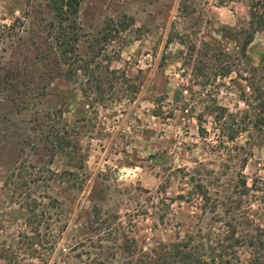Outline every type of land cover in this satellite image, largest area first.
<instances>
[{
    "label": "rangeland",
    "instance_id": "obj_1",
    "mask_svg": "<svg viewBox=\"0 0 264 264\" xmlns=\"http://www.w3.org/2000/svg\"><path fill=\"white\" fill-rule=\"evenodd\" d=\"M78 2L75 53L87 71L68 76L44 42L54 20L45 0H0V264H128V239L139 258L207 227L194 184L219 212L241 179L264 180L263 133L247 127L230 142L220 132L248 123L250 81L264 89V32L244 62L238 0ZM23 85L20 110L13 91ZM218 108L216 125L208 112ZM54 110L78 133L80 190L39 174L79 165L36 128ZM236 256L246 264L249 250Z\"/></svg>",
    "mask_w": 264,
    "mask_h": 264
},
{
    "label": "trees",
    "instance_id": "obj_2",
    "mask_svg": "<svg viewBox=\"0 0 264 264\" xmlns=\"http://www.w3.org/2000/svg\"><path fill=\"white\" fill-rule=\"evenodd\" d=\"M45 2L53 14L54 20L44 27L45 32L47 30L53 31V36H49L50 41L44 40V42L47 43V48L53 55L55 65L60 69L61 75H63L61 71L63 65L68 67L66 70L68 76L70 73V76H72L78 71L85 73L87 65L75 53V46L79 40V28L76 22L79 7L78 0H45ZM238 2L244 6L247 16L246 30L243 32L239 44L241 57L247 63L249 59L246 55V49L251 43L253 35L264 32V0H238ZM223 4L225 3L220 1L219 5L222 6ZM170 40L166 39L169 42ZM50 45L53 49L50 48ZM45 59L46 55L41 59V62ZM258 71L252 70L253 73ZM23 88L25 91L22 90ZM22 89L21 91L14 89L15 91H13L15 93L14 103L20 110L26 107L28 101L26 97L30 92L29 88L24 85ZM247 89L248 93L242 97V102L249 114L248 123L244 129L237 128L234 131L220 129L221 133L226 134V140L230 142L235 138V135L246 130L247 127L261 131L264 135V89H261L253 81L248 83ZM8 90L5 87L2 92H8ZM62 113L61 110L46 113L45 119L49 121L38 122L36 128L42 134L43 142L59 153L66 152L71 162L73 159H77L79 165L76 171L63 170L58 172L49 168H41L39 174H43L47 181H52L59 184V186L65 184L64 186L68 190H80L83 178L79 176L77 170H80V164L85 161V155L75 138L78 136L75 131L76 127H69L67 120L62 118ZM208 114L216 125L224 118L223 109L218 108L217 111H209ZM198 120H200V117ZM199 122L201 123V121ZM199 132H202L201 128ZM236 188L239 190L237 201L235 202L231 198L228 203L222 204L223 209L221 208L217 212L215 201L210 199L203 185H200V183L194 184L193 192L199 198L201 213L207 212L210 215V222L207 227L185 233L172 242L155 245L161 248L159 252L150 249L149 254H144L141 250H138L137 253L141 256L139 258L136 257L134 251L135 241L128 239V245L124 246L123 250H128L125 253L131 258H136L128 264H145L144 261L155 264H239L236 256L239 248L249 250L250 257L246 264H264V180L255 179L249 185H246L245 181L241 179ZM187 194L190 195L191 192ZM242 196L245 197V201L240 199ZM170 200L183 201L184 196L176 195ZM242 204H244L243 207ZM252 205L255 206L254 211L251 210ZM240 206L242 209H240ZM233 260L237 262H233Z\"/></svg>",
    "mask_w": 264,
    "mask_h": 264
},
{
    "label": "water",
    "instance_id": "obj_3",
    "mask_svg": "<svg viewBox=\"0 0 264 264\" xmlns=\"http://www.w3.org/2000/svg\"><path fill=\"white\" fill-rule=\"evenodd\" d=\"M124 170V169H123Z\"/></svg>",
    "mask_w": 264,
    "mask_h": 264
}]
</instances>
